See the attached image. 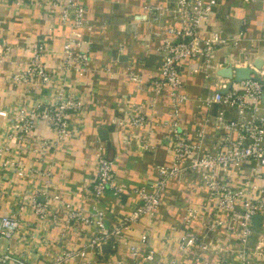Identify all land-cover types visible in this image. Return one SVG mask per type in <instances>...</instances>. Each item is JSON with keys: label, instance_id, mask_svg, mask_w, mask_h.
Segmentation results:
<instances>
[{"label": "crops", "instance_id": "1", "mask_svg": "<svg viewBox=\"0 0 264 264\" xmlns=\"http://www.w3.org/2000/svg\"><path fill=\"white\" fill-rule=\"evenodd\" d=\"M81 1L86 6L85 19L91 30H84L81 39L84 42L75 45V50L89 54L88 70L71 76L85 99L83 110L74 118L77 133L66 142L57 141L55 132L41 123L33 130L35 137L48 142L41 150H34L32 144L22 142L18 136L10 140L11 158L23 165L25 174L0 165V217L15 215L19 220V228L10 239L0 235V254L17 258L19 264H48L62 249L81 248L97 233L94 228L80 231L79 221L67 225L47 218L40 224L29 205L32 196L42 202L41 191L44 192L50 201L51 214L55 212L61 217L68 204L85 214L94 205L103 211V224L109 229L118 216L129 213L135 204L131 188L150 186L155 168L171 163V155L162 144L167 130L161 124L170 108L165 98L151 107L148 91L149 81L157 76L160 59L151 30L154 24L165 21L155 22L146 6L161 4L163 0ZM46 9L32 5L14 7L12 0H0V47L11 48V53L0 62V142L7 140L12 120L20 109L34 107L39 99L47 100L44 88L29 92L24 82L11 80L18 61L30 54L33 42L46 36L52 50L47 61L54 64L63 43L71 37L70 29L61 26L58 16L47 17ZM209 22L224 34L244 32L243 54L239 55L233 47L215 52V61L223 67L242 66L256 58L264 62V0H222ZM189 68L190 63L185 62L182 67L185 85L180 90L190 100L182 109L180 126L193 144L204 129L200 138L204 151L222 135L214 126L213 117H209L206 125L200 119L204 116L202 100L220 89V78L211 74L206 81L200 73L189 74ZM219 110L213 105L209 115L215 116ZM226 111L227 118H236L233 107ZM133 112L145 114L148 124L155 127L150 138L151 150L138 147L145 128L125 124L128 114ZM97 150L113 163L114 182L125 190L117 196L107 191L95 202L89 195L96 176ZM253 165V161H247L233 168L231 180L238 183L241 179H252ZM180 175L169 180L155 213L133 224L125 231L117 251H103L95 264H113L115 258H121L122 264H145L142 259L133 258L129 244L153 250L156 262L150 264H168L169 259H174L173 264H241L236 254L240 247L235 237L237 223L226 220L228 215L224 211L204 209L207 189L189 171ZM260 184L264 186V180ZM191 209H196L197 214L188 224L184 217ZM255 228L246 264H264V215L260 226ZM189 233L195 236V243L188 252H180L177 245ZM142 235L147 238L144 245L140 244Z\"/></svg>", "mask_w": 264, "mask_h": 264}, {"label": "built area", "instance_id": "2", "mask_svg": "<svg viewBox=\"0 0 264 264\" xmlns=\"http://www.w3.org/2000/svg\"><path fill=\"white\" fill-rule=\"evenodd\" d=\"M221 1L163 0L161 4L146 6L147 13L155 22L159 19L165 21L154 24L151 30L160 59L157 76L149 81L148 91L151 94V107L165 98L170 108L167 119L161 124L167 130L162 144L171 155V163L155 168L150 186L131 188L130 192L136 198L135 204L129 213L118 216L109 229L104 227L103 211L94 205L91 212L85 214L68 204L61 217L55 212L51 214L50 201L44 192L41 191L44 196L42 202L32 196L29 205L40 224L46 222L47 218L53 223L63 221L67 225L79 221L82 223V227H78L80 231L90 228L97 231L83 247L62 249L48 264H95L97 257L104 254V244L108 245L109 251L116 252L125 238V231L143 216L155 213L166 193L169 180L186 171L194 174L207 189L203 208L214 212L224 211L228 215L226 220L237 223L235 237L240 247L236 254L241 264H246L254 234L253 217L264 215V186L260 184L264 180V103L261 102L264 92V62L257 69L253 67V61L248 60L244 66L255 70L248 79L233 82L225 94L213 91L202 100L204 116H200L201 122L206 125L209 117H213L214 126L222 131V135L210 142L206 150L203 151V142L200 140L205 134L204 129L199 132L197 143L193 144L180 126L182 109L190 100V96L180 90L185 85L183 64L189 62L188 73H200L207 81L211 74H216L223 67L221 62L215 61L218 49L233 47L239 55L244 53L243 31L232 35L224 34L209 24L214 8ZM12 4L14 7L45 6L47 17L58 16L61 26L68 27L71 32V37L63 43L58 52V61L54 64L50 65L47 61L52 50L44 36L30 45V54L18 61L11 74L14 83L24 82L29 92L44 88L47 96L46 101L39 99L32 108L20 109L12 120L7 140L0 142V165L25 174L23 165L11 158L12 138L18 136L22 142L32 144L34 150H41L48 142L33 135V130L41 123L55 132L57 141L66 142L77 133L74 118L83 110L85 99L71 76L82 75L88 70L89 54L75 50V45L83 43L82 32L91 29L85 19L86 6L81 0H12ZM10 53L9 46L0 47V62ZM218 77L220 88H225L228 80ZM129 78L136 80L134 75H129ZM213 105L220 108L215 116L209 115ZM230 107L235 109V119L227 118L226 110ZM148 123L149 118L137 112L128 114L125 120V124L129 126L145 128L138 143V147L144 151L153 148L150 138L155 127ZM247 161L254 162L253 178L234 183L230 171ZM95 162L96 176L89 196L96 202L107 191H111L114 196L123 192L125 188L114 182L113 163L100 150L95 153ZM21 209L22 206L19 207L20 211ZM196 214V209L189 210L184 221L191 223ZM18 228L19 220L15 215L0 217L1 236L10 239ZM146 239L142 235L140 244L144 245ZM194 243L195 236L189 233L180 240L177 248L180 252H188ZM129 252L134 259L140 258L145 264L156 262L155 252L151 249L144 250L140 246L129 244ZM19 263L17 258L9 254H0V264ZM122 263L121 258L113 260V264ZM173 263L174 259L168 260V264Z\"/></svg>", "mask_w": 264, "mask_h": 264}, {"label": "water", "instance_id": "3", "mask_svg": "<svg viewBox=\"0 0 264 264\" xmlns=\"http://www.w3.org/2000/svg\"><path fill=\"white\" fill-rule=\"evenodd\" d=\"M263 64V60L256 58L252 65L253 67L259 69L261 67V65ZM255 70L251 67H247V66H226V67H222L220 69H218L216 71V74L222 78H225L228 80V82L226 83L225 88H220L217 91L221 94H225L230 88L233 82H238L241 80H246L250 77V74L254 73ZM261 82V81H260ZM261 102L264 103V92L261 95ZM262 220V215H256L253 217V224L254 226L258 227L260 226ZM103 251H108L109 247L108 245H104L102 247Z\"/></svg>", "mask_w": 264, "mask_h": 264}, {"label": "trees", "instance_id": "4", "mask_svg": "<svg viewBox=\"0 0 264 264\" xmlns=\"http://www.w3.org/2000/svg\"><path fill=\"white\" fill-rule=\"evenodd\" d=\"M256 228H255V226H254V230H255ZM254 242V237L252 238V243Z\"/></svg>", "mask_w": 264, "mask_h": 264}, {"label": "bare ground", "instance_id": "5", "mask_svg": "<svg viewBox=\"0 0 264 264\" xmlns=\"http://www.w3.org/2000/svg\"><path fill=\"white\" fill-rule=\"evenodd\" d=\"M241 65L244 66V63H242Z\"/></svg>", "mask_w": 264, "mask_h": 264}, {"label": "rangeland", "instance_id": "6", "mask_svg": "<svg viewBox=\"0 0 264 264\" xmlns=\"http://www.w3.org/2000/svg\"><path fill=\"white\" fill-rule=\"evenodd\" d=\"M247 57H249V56L247 55Z\"/></svg>", "mask_w": 264, "mask_h": 264}]
</instances>
